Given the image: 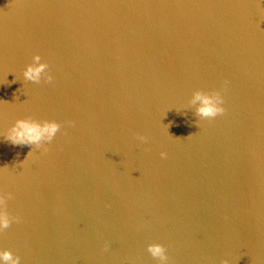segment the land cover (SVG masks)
Instances as JSON below:
<instances>
[{
	"label": "water",
	"instance_id": "95a60500",
	"mask_svg": "<svg viewBox=\"0 0 264 264\" xmlns=\"http://www.w3.org/2000/svg\"><path fill=\"white\" fill-rule=\"evenodd\" d=\"M26 117L62 125L28 158ZM0 192L20 264H264V0H0Z\"/></svg>",
	"mask_w": 264,
	"mask_h": 264
},
{
	"label": "clouds",
	"instance_id": "9594fccd",
	"mask_svg": "<svg viewBox=\"0 0 264 264\" xmlns=\"http://www.w3.org/2000/svg\"><path fill=\"white\" fill-rule=\"evenodd\" d=\"M41 60V56L36 54L32 57V63L25 66L22 73L25 81L39 84L42 78L45 83H50L53 80V76L48 71V63L41 62ZM190 103L196 105V115L200 119L211 120L218 115H223L225 112V108L222 106L224 99L220 91L217 90L204 91L197 89L193 92ZM68 123L73 122L69 121ZM61 127V123L55 120L39 121L32 117H26L17 119L11 127L5 130L3 135L13 145L32 146V150L27 154L28 158L33 153V146L35 149H43L44 152H47L48 148L45 145L53 141ZM138 139L142 143H146L148 138L140 135ZM160 155L162 158L166 157L164 152H161ZM12 198L11 193L4 194L0 192V234L4 233L13 222H20L19 216H11L7 211L6 202ZM147 251L158 261V264H168L169 257L164 245L159 243L149 244ZM0 262H3V264H20V257L15 256L10 250H4L0 251ZM221 264H229V261L225 259L221 261Z\"/></svg>",
	"mask_w": 264,
	"mask_h": 264
}]
</instances>
